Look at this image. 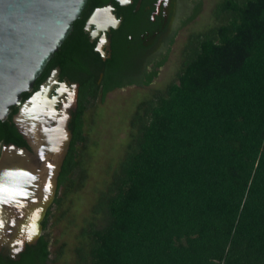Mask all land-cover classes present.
Listing matches in <instances>:
<instances>
[{"label":"trees","instance_id":"obj_1","mask_svg":"<svg viewBox=\"0 0 264 264\" xmlns=\"http://www.w3.org/2000/svg\"><path fill=\"white\" fill-rule=\"evenodd\" d=\"M201 6L191 0L174 17L151 72L130 79L142 52L115 49L99 83L79 57L88 48L74 21L53 60L63 71L86 73L52 206L79 167L88 105L117 87L148 85L177 31ZM214 15L219 24L189 36L176 79L137 104L135 145L129 144L112 192L98 201L106 221L86 231L88 259L77 264H264V0H220ZM15 111L0 120V142L26 146L12 122ZM51 213L36 241L15 259L0 254V264H47Z\"/></svg>","mask_w":264,"mask_h":264},{"label":"water","instance_id":"obj_2","mask_svg":"<svg viewBox=\"0 0 264 264\" xmlns=\"http://www.w3.org/2000/svg\"><path fill=\"white\" fill-rule=\"evenodd\" d=\"M86 2L0 0V120L16 107L12 122L29 145L4 144L0 153V249L7 248L14 259L41 234L40 220L55 197L71 140L69 110L77 103L74 84L62 114L53 118L49 86L33 91V85ZM103 12L94 11L88 22L95 23ZM24 92L29 93L25 99Z\"/></svg>","mask_w":264,"mask_h":264},{"label":"rangeland","instance_id":"obj_3","mask_svg":"<svg viewBox=\"0 0 264 264\" xmlns=\"http://www.w3.org/2000/svg\"><path fill=\"white\" fill-rule=\"evenodd\" d=\"M201 1L200 12L177 31L166 62L149 85L116 88L103 100L97 97L88 105L84 114L85 141L78 145L79 167L67 189L60 188L61 203L52 207L46 228L50 236L47 264H77L80 257L88 259L90 238L86 231L104 225L107 216L105 204L99 205L98 201L112 192V180L120 172L129 144L135 145L137 126L131 119L137 104L176 79L190 35L220 23L214 15L220 0Z\"/></svg>","mask_w":264,"mask_h":264},{"label":"flooded vegetation","instance_id":"obj_4","mask_svg":"<svg viewBox=\"0 0 264 264\" xmlns=\"http://www.w3.org/2000/svg\"><path fill=\"white\" fill-rule=\"evenodd\" d=\"M190 1L87 0L84 9L77 19L79 20L77 31L86 40V46H84L88 50L86 53L80 52L79 57L86 65L87 70L97 72L98 83L103 75L102 64L112 57L115 49H130L142 52V55L134 60L135 69L130 79L141 77L144 73L151 72L157 57L165 52L164 45L170 33V28L173 25L174 17L183 13ZM98 9H105L106 12H103L98 17L97 22L89 23V17ZM73 29H75V24H73ZM73 29L71 32H73ZM53 58L54 56L51 60ZM51 60L48 62L42 74L36 79L33 85V91L38 90L45 84L49 86L47 98L53 101V108L51 110L55 113L53 117L55 118L62 114L67 103L68 90L74 84L77 85L78 98L80 87L79 78L82 73L86 72L81 73V70L77 73H72L71 70L63 71L60 65L55 63V59L52 61L54 64H51ZM162 66L155 67V69L159 72ZM131 85L146 86L130 83L117 88H124ZM75 108L76 106L69 110L70 114ZM48 120H52V118L50 117ZM24 141L26 146L29 147L25 139ZM3 145L4 143L0 142V153ZM52 203L47 207L40 220L41 226L42 221L47 215V210L50 208L52 211ZM0 254L12 258L10 251L5 247L0 249Z\"/></svg>","mask_w":264,"mask_h":264},{"label":"snow or ice","instance_id":"obj_5","mask_svg":"<svg viewBox=\"0 0 264 264\" xmlns=\"http://www.w3.org/2000/svg\"><path fill=\"white\" fill-rule=\"evenodd\" d=\"M29 239H31V236L29 237ZM16 251H19V249H16Z\"/></svg>","mask_w":264,"mask_h":264},{"label":"bare ground","instance_id":"obj_6","mask_svg":"<svg viewBox=\"0 0 264 264\" xmlns=\"http://www.w3.org/2000/svg\"><path fill=\"white\" fill-rule=\"evenodd\" d=\"M98 21V18H96V22Z\"/></svg>","mask_w":264,"mask_h":264}]
</instances>
